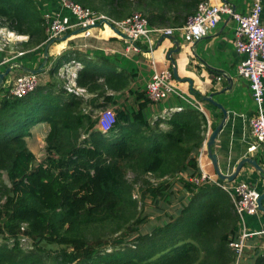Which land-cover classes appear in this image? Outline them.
<instances>
[{"label": "trees", "instance_id": "1", "mask_svg": "<svg viewBox=\"0 0 264 264\" xmlns=\"http://www.w3.org/2000/svg\"><path fill=\"white\" fill-rule=\"evenodd\" d=\"M73 1L116 19L139 9L149 26L177 27L184 24L202 0ZM45 5L41 0H0V23L27 36L23 42L27 49H39L46 42L41 10ZM71 58L83 63L77 83L94 95L97 90L104 91L103 103L95 108L116 105L107 90L131 91L134 71L117 70L98 53L90 56L87 52L64 50L48 70L49 76L53 77L58 67ZM50 60L49 56L48 63ZM132 91L135 109L115 107V122L108 132L94 128L96 120L83 111L82 97L56 88L52 82L37 85L20 98L0 99V170L6 172L9 180V186L2 188L4 200L0 204V237L9 241L0 243V264H44L42 255L44 251L48 255L46 245L51 243L61 246L60 252L52 256L53 264L234 261L229 243L238 235L239 219L231 195L215 183L194 186L180 178L190 193L188 200L180 204L177 216L165 212L167 221L155 226L150 234L139 235L134 247L99 252L80 237L82 224L118 220L125 206L136 205L131 185L125 179L126 167L136 174L161 178L180 171L200 173L197 157L207 129L204 113L188 103L162 120L168 128L160 130L158 122L151 125L145 118L150 102L145 89ZM191 93L202 100L198 90L191 89ZM32 127H40L46 134L47 155L40 162L28 141ZM80 130L89 133L82 143L78 142ZM173 187L174 183L167 180L155 185L147 182L143 196L156 204H169ZM130 216L133 213L124 220ZM144 220L145 217H138L133 225L138 227ZM134 229L139 232V228ZM20 236L29 238L34 248L23 251ZM260 251L252 256L250 264H264V252Z\"/></svg>", "mask_w": 264, "mask_h": 264}, {"label": "built area", "instance_id": "2", "mask_svg": "<svg viewBox=\"0 0 264 264\" xmlns=\"http://www.w3.org/2000/svg\"><path fill=\"white\" fill-rule=\"evenodd\" d=\"M54 1L57 4L56 8H45L42 11L46 24V41L64 36L69 31L81 30L77 34L70 35L64 41L66 44L63 45L59 52H63L66 49L84 51L90 46L89 42L91 38L108 41L110 37L125 42L127 45L125 52L141 50L138 43L144 44L147 51L152 52L155 47V36H171L174 32H178L185 43L194 44L215 28L221 20L222 14L229 15L236 24L233 44L236 51L243 55V58H241L237 65V74L248 82L251 98L256 104V109L252 111L248 120V130L252 139L248 152L255 151L259 146L264 149V21L262 20L264 0H253L248 11L245 13L237 12L226 1L212 4L209 0H202L197 4L195 12L187 17L184 24L177 27L149 26L147 18L138 12L131 13L121 19H116L104 12L93 10L73 0ZM2 31L3 29H0V33ZM6 32L7 35H13L12 32L14 31H10L11 33ZM24 37L25 39L27 38L25 35ZM76 38L83 42L76 43L77 47L75 48V46H71L70 42H75ZM5 41H9V38ZM106 50L110 49L106 48ZM8 61L9 58L5 57L0 62V65ZM82 68L83 63L81 61L71 58L59 67L57 75L62 80L63 88L67 93L85 99L88 96V91L84 86H80L77 83L78 72ZM221 78V75L215 77L216 80H220ZM4 83L1 86L5 87L6 90L1 93V97L20 98L37 87L39 83L38 74L21 72L16 74L11 80L4 81ZM176 88L172 71L168 67L154 71L144 89L148 99L153 103H158L167 99L172 94H178ZM185 101L200 111L203 110L200 101L194 94H188ZM95 120V126L100 131L108 132L115 122L114 109L110 107L100 108ZM210 132L208 122L205 139L202 143L204 146ZM178 175L185 181L194 184V186L215 183L229 192L233 200L234 210L240 221L243 220L245 214L257 215L261 212L257 204L261 191L250 183L237 181L230 184L225 180L219 181L214 172L200 171V173L189 174L180 171ZM263 232L264 230H261L256 233ZM252 234L245 227H242L238 231L237 237L229 243L234 252V261L229 264H239L241 262L246 240Z\"/></svg>", "mask_w": 264, "mask_h": 264}, {"label": "crops", "instance_id": "3", "mask_svg": "<svg viewBox=\"0 0 264 264\" xmlns=\"http://www.w3.org/2000/svg\"><path fill=\"white\" fill-rule=\"evenodd\" d=\"M209 1L212 4L226 1L230 3L237 12L245 13L248 11L253 0ZM50 4H52V8H56L57 6L56 2L53 0ZM262 20L264 21V4ZM235 25L234 20L229 15L222 16L215 28L207 35L197 40L194 44L185 43L181 35L178 32H174L171 36L180 44L179 52L172 54L177 68V76L179 78H174L178 94H172L167 99L158 103L150 101L144 111L145 118L151 125L158 122V128L160 130H166L168 125L162 120L168 119L171 114L180 111L188 104L185 98L188 94L193 95L191 89L198 90L202 95H208L210 92H213V99L221 103L227 111V118L224 126L219 132L213 146L220 169L225 174L232 173L236 163L244 156H252L264 169L263 147L259 146L255 151L248 152V147L252 143L248 130V120L253 109L251 106L252 101L248 82L237 74V65L241 58H243V55L236 51L233 44ZM106 33H108V31H106ZM159 38L160 37H154L155 47L152 52L147 51V48L142 43H138L141 50L136 52H125L126 43L116 38L110 37L108 41L92 39L98 44L96 45L97 51H103L105 55H115L116 58L119 59L118 61L114 58L111 60L109 59L117 70L127 68V71L131 73L134 71L135 78L130 85L131 91L129 93L127 91H125L126 93L120 92L132 98L133 101L135 100L134 95L131 93L132 90H143L154 71H159L168 67L172 71V63L167 57V52L169 49L175 47L174 39L163 38L161 44L157 46ZM106 48L110 50H106ZM35 50L36 49H30L27 52L31 53V55L29 54L30 57L38 59V54L34 55L35 52H32ZM61 52L55 51L52 54L54 55L51 61L52 64L60 56ZM123 59H125V61H123ZM48 70L49 67L41 74H38V77L45 75L46 79H49V77H47L49 75ZM217 75H221L222 78L216 80L215 77ZM187 79L192 81V88H190ZM227 86H230V88H227ZM110 92H112L114 100L116 101V105L111 106L115 108L119 105L117 101V92L110 90L108 93ZM200 103L207 124L209 122L210 130H212L213 126L216 125L222 117L221 110L207 101L201 100ZM135 105L136 103L134 106ZM203 156L205 157V161L201 164L200 159ZM206 158H208L206 146L202 144L197 157V161L200 163H198L200 171L213 173L214 171L210 170L211 168H208V170L203 169V166L209 164ZM237 181L250 183L260 191H262L264 187V180L260 177L258 171L250 164H245L240 169L235 179L229 183L233 184ZM238 227V231L242 227H245L247 231L253 233L246 240L244 253L239 263L250 264L252 256L257 250H262L264 252V232L256 233L264 230V214L262 212L257 215L245 214L243 220H239Z\"/></svg>", "mask_w": 264, "mask_h": 264}, {"label": "rangeland", "instance_id": "4", "mask_svg": "<svg viewBox=\"0 0 264 264\" xmlns=\"http://www.w3.org/2000/svg\"><path fill=\"white\" fill-rule=\"evenodd\" d=\"M51 1L52 0H41V2H44L46 4L43 7L41 6V10L44 8H47V9L52 8L50 4ZM134 12L143 14V12L139 9L131 11V13H134ZM225 15L227 14H222V16H225ZM0 21H1V18H0ZM0 29H3L2 33H0V62L5 57L9 58L8 62L0 65V72L4 71V69L8 65H13V63H16V65L12 66L9 74H7L4 77L2 83L5 84L4 81L6 80L9 81L16 74L24 72L22 68H20V66L27 67V68H36L43 59V46L44 45L41 47H38L39 49H37V47L31 48V49H36L37 52H39L37 53L36 50L32 51L33 53L35 52L34 55L38 54L37 55L38 59H35V57L32 58L29 56V54L31 55V53L27 52L30 49H27L28 47H25L23 45V42L27 40V38L25 39L24 35H19V34L12 32L11 30H9V28L6 25L2 23H0ZM6 31L8 32L11 31L13 35L12 34L7 35ZM71 32L72 31H69L67 34ZM74 34H77V33H74ZM74 34H70V35H74ZM8 38H9V41H5ZM90 40H91L89 42L90 46L81 52L90 53L91 56H93V54L95 53H98L100 56L107 57L110 60L113 58L116 61L119 60L116 58L115 55H105L103 51H97L96 49L97 48L96 45H98L97 42L95 40H92V38ZM82 42L83 41H80L79 39L76 38V41L75 42L71 41L70 44L71 46H75L76 48L77 47L76 43H82ZM64 44L66 43L62 41L61 44L53 45V46L51 45L52 47L49 48V53H50L49 56L51 57V60L46 65V68L49 67L50 69V67H52L51 61L53 60V56H54L52 54L55 51L57 52L60 51ZM69 48H73V47H69ZM123 61H125V59H123ZM47 77H49V79H46L45 75L39 76L38 85L52 82V84L55 85L56 88H62V90H64L63 82L58 77L57 73L54 74L53 77L49 75ZM2 83H0V99L2 98L1 93L6 90L5 87L1 86ZM109 91L110 90H107V92ZM103 92H104L103 90L95 91V95L98 94L97 96L88 92L87 98L83 99L84 100L83 111L88 112L91 118L93 119H95L96 114L98 110L100 109V107L95 108V105L103 103V96L101 95V93ZM122 93H126V92L122 91ZM122 93L117 92V101L119 103L117 107L119 106L125 107L128 110L135 109V106H134L135 102L133 101V99L130 97H127L126 94L124 95ZM91 99L93 102L90 101ZM251 101H252V104H251L252 109L255 110L256 104L252 100V98H251ZM105 107H110L114 109V107L111 105L110 106L108 105ZM94 128L98 129L96 126H94ZM45 135L46 134L44 133V130L40 129V127L39 128L32 127L31 136L28 137L30 148L34 151L38 162H40V160L47 155ZM88 136H89V133L84 132V130H80L78 142L82 143V140L88 139ZM206 160H207V163L209 162V164L203 166V169L208 170V168H211L210 170H213L210 159L206 158ZM124 173H125V179L131 185V193L137 201L136 205L133 207L125 206L122 212V215L120 216L118 220L107 219L104 221L94 222V223H90L87 225L82 224L79 227L80 237L84 239L87 243L92 244L99 252H111L115 249L127 247V246L134 247V245H136V243L140 240L139 235L144 236L145 234H150V231H152V229L155 226L162 225L163 223L167 221L168 218L165 212L177 216L176 214L179 209L178 207L180 206L181 203L186 202L190 196L189 191H187L186 188L183 186L182 182H180L179 180L180 176L178 174L170 175L167 177L165 176L161 178L155 174H143V175L136 174V172L134 173L129 167L125 168ZM161 180H167V181L174 183V187H173L174 194L172 195L171 202L169 204L168 203L166 204L162 201H159V203L156 204L152 202L151 199L147 195L143 196V191L147 187V182L155 185ZM8 186H9V180H8L7 174L4 170H0V204L4 200L2 188L8 187ZM131 213H133V216H130L129 219L124 220L125 216L130 215ZM138 217L140 218L145 217V220L137 224L138 227H135V225H133V222ZM134 228H139V232L137 231V229L135 231ZM119 240H121V242H119ZM5 241L7 242L9 240H7L6 238L0 237V243H3ZM143 242L146 243L147 241L143 239ZM19 244L23 251H29V250H32V248H34L33 244L31 243V240L25 236L19 237ZM46 247L48 248L47 249L48 255H46L45 251L43 253L44 255H42L44 264H53L52 256H54L55 253L60 252L61 246L56 243H51V244H47Z\"/></svg>", "mask_w": 264, "mask_h": 264}, {"label": "water", "instance_id": "5", "mask_svg": "<svg viewBox=\"0 0 264 264\" xmlns=\"http://www.w3.org/2000/svg\"><path fill=\"white\" fill-rule=\"evenodd\" d=\"M79 31H81L80 29L74 30L69 34H66L64 36L61 37H57V38H52L48 41L45 42L44 46H43V59L40 62V64L36 67V68H27V67H22L20 66V68H22V70L24 72H29V73H33V74H40L41 72H43L46 69V65L48 64V58H49V48L51 47V45L57 43V42H62L65 41L70 34H74V33H78ZM163 38H170V39H174L173 36H162L161 38H159V40L157 41V46H159L163 40ZM174 44L175 47L171 48L168 50L167 52V57L170 59L171 63H172V75L174 78H178L177 76V68L175 66V60L172 57V54L179 52L180 49V44L177 40L174 39ZM13 65H16V63H13ZM13 65H8L4 71L0 72V83H2L4 77L9 74L11 68ZM179 79V78H178ZM190 88H192V81L187 79ZM227 88H230V86H227ZM224 88V89H227ZM223 89V91H224ZM213 92H210L208 95H202V100L203 101H207L209 103H211L212 105L218 107L221 110L222 113V117L220 119V121L215 125V127L211 130V132L208 135V138L205 142V146H206V152H207V157L210 159V162L212 164V168L214 173L217 175V177L220 180H225L228 182H231L235 179V177L237 176L238 172L240 171V169L245 165V164H250L252 165L255 170L258 171L260 177L264 180V169L262 166H260L257 161L252 157V156H244L243 158H241L235 165L234 170L232 171V173L230 174H225L221 171L219 163H218V158L217 155L215 153V151L213 150V146L215 143V140L219 134V132L221 131V129L224 126L225 120L227 118V111L225 110V108L221 105V103L215 101L213 99ZM264 187L262 189V191L260 192L258 199H257V204H258V209L264 214Z\"/></svg>", "mask_w": 264, "mask_h": 264}, {"label": "bare ground", "instance_id": "6", "mask_svg": "<svg viewBox=\"0 0 264 264\" xmlns=\"http://www.w3.org/2000/svg\"><path fill=\"white\" fill-rule=\"evenodd\" d=\"M200 163L203 164L202 157H201V159H200Z\"/></svg>", "mask_w": 264, "mask_h": 264}]
</instances>
